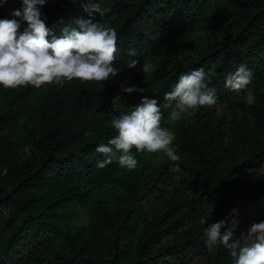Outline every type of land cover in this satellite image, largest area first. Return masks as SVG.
<instances>
[{
  "label": "trees",
  "instance_id": "trees-1",
  "mask_svg": "<svg viewBox=\"0 0 264 264\" xmlns=\"http://www.w3.org/2000/svg\"><path fill=\"white\" fill-rule=\"evenodd\" d=\"M94 3L102 16L85 11ZM21 7L7 0L0 19ZM41 12L57 38L81 19L113 28L115 67L137 91L78 80L0 87V264H234L223 246L209 251L206 229L224 221L221 234L238 239L264 221V0H47ZM241 64L253 105L225 87ZM200 68L214 73L216 105L169 120L165 94ZM145 96L160 103L180 160L133 149L134 170L98 167L107 157L96 147L118 134L115 98L127 112Z\"/></svg>",
  "mask_w": 264,
  "mask_h": 264
},
{
  "label": "clouds",
  "instance_id": "clouds-1",
  "mask_svg": "<svg viewBox=\"0 0 264 264\" xmlns=\"http://www.w3.org/2000/svg\"><path fill=\"white\" fill-rule=\"evenodd\" d=\"M6 2L2 0L0 6ZM46 3L47 0H22V7L12 12L14 19H0V87H63L65 82L74 80L104 83L118 75L119 70L115 67L119 53L116 31L92 19H81L76 21L78 29L65 28L57 38L42 18L41 7ZM85 11L90 15L93 12L100 16L104 14L99 3L86 7ZM22 23L27 26L20 31ZM128 55L136 56V53L129 50ZM138 63L133 59L128 67L135 68ZM151 67L144 62L141 70L148 73ZM213 75V72L200 68L178 77V82L164 97V108L172 109L169 120L179 121L197 107L216 105L215 89L209 87ZM252 75L251 70L241 64L225 78L226 88L237 93L246 91L248 105H253L256 99L248 87ZM123 90L129 94L137 91L135 86ZM118 98L113 102V111L120 112V115H113L111 120L118 134L107 144L100 143L96 147L97 153L107 157L97 166L104 168L116 161L122 168L134 170L138 160L133 149L136 153H163L170 161H179L180 156L173 146L175 135L162 124L163 113L158 100L145 96L138 105L124 112L116 104ZM232 223L235 225L237 222ZM224 224L220 221L207 227L206 246L209 251L223 246L234 264H264V221L253 223L238 239L233 237L232 229L221 234Z\"/></svg>",
  "mask_w": 264,
  "mask_h": 264
},
{
  "label": "rangeland",
  "instance_id": "rangeland-1",
  "mask_svg": "<svg viewBox=\"0 0 264 264\" xmlns=\"http://www.w3.org/2000/svg\"><path fill=\"white\" fill-rule=\"evenodd\" d=\"M106 83H109V84L118 83V84L123 85L125 87H132L133 86L132 80H131V76L129 75L128 72H125V71H119L118 75H116L115 77L110 78L108 81H106ZM134 98L135 97L132 96L131 100H133ZM163 122H164V120H163ZM163 122H162V124H163ZM163 126H164V124H163ZM25 149H26L25 145L18 146V150L19 151H22V150L25 151ZM246 233H247V230L245 231V234Z\"/></svg>",
  "mask_w": 264,
  "mask_h": 264
}]
</instances>
